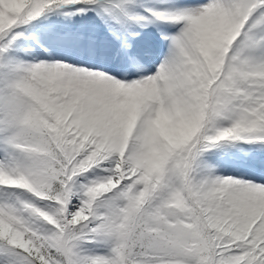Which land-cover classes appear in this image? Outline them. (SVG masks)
<instances>
[{"label":"snow or ice","instance_id":"1","mask_svg":"<svg viewBox=\"0 0 264 264\" xmlns=\"http://www.w3.org/2000/svg\"><path fill=\"white\" fill-rule=\"evenodd\" d=\"M0 264H264V0H0Z\"/></svg>","mask_w":264,"mask_h":264}]
</instances>
